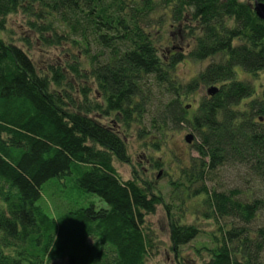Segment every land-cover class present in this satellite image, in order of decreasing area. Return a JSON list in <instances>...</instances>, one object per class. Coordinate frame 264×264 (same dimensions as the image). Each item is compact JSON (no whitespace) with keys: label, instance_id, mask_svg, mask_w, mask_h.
Instances as JSON below:
<instances>
[{"label":"trees","instance_id":"16d2710c","mask_svg":"<svg viewBox=\"0 0 264 264\" xmlns=\"http://www.w3.org/2000/svg\"><path fill=\"white\" fill-rule=\"evenodd\" d=\"M258 3L0 0V264H163L159 206L175 264H264ZM33 43L53 52L45 66ZM188 59L204 67L184 81ZM184 129L197 155L173 157V175L155 153Z\"/></svg>","mask_w":264,"mask_h":264},{"label":"rangeland","instance_id":"374dc122","mask_svg":"<svg viewBox=\"0 0 264 264\" xmlns=\"http://www.w3.org/2000/svg\"><path fill=\"white\" fill-rule=\"evenodd\" d=\"M21 18L20 17H11V21L9 23L10 29L13 32H16V35L19 34H28L27 30L23 27H20L17 22H20ZM35 40V39H34ZM49 50V49H48ZM33 58L35 60V62L37 63V65L40 66H45V64L50 60V56L53 54L52 51H50L49 53H46L45 51H43L39 45H36L35 43H33V45L31 46L30 49ZM204 67V63L202 62H194L190 59L183 61L182 63H180L177 66V73L179 74V77L182 78V80L184 81H188L191 78H194L195 75H197V73ZM240 77L245 78V77H251L249 75H246L243 71H240ZM256 82H260V81H264V71L261 72V74L259 75V77L255 80ZM207 92V88L203 87L202 89H200L199 93H197L196 95H193L192 97H190V99L187 100L188 103H192L194 105H197V103L199 102L201 96H203L204 94H206ZM191 133L189 129H184L181 130L180 132H175L173 135H171L169 137L168 140V145L165 147V151H161V152H154L156 156H164L165 157V161L167 162V166L166 169L168 170L169 173L173 174L175 173V169H176V164L175 162L170 163V160L176 157L181 158V160H183L184 162H188V159L191 158V156H195L197 155L196 151L193 149L192 144L189 143L185 136L187 134ZM129 148H130V152L131 154L134 155V162L135 163H145L147 161H145V157L144 154H150L148 153V151L143 148L142 146H140L139 141L138 140H133L129 143ZM170 150L172 153H167ZM166 152V153H165ZM153 153V152H152ZM142 159H144V162L141 161ZM120 174L122 175V177H124L125 179L131 178L133 175V167L129 164H123V163H117L116 164ZM139 166H137L136 168H138ZM139 169H141V167H139ZM159 172V171H158ZM167 181L168 178H161L159 185L160 187L164 190V194L166 196V200L169 202V192H170V188L167 186ZM53 197V199H55L54 195H51ZM47 200V205L49 207H52L51 209L55 208L56 202H54L52 200L51 197H46ZM62 200H58L57 204H61ZM99 206L103 205L101 202H99ZM50 212L52 213V215L56 216L59 215L63 212L62 209H59L56 211V209L51 210ZM189 215H191V212H188ZM192 219V217H191ZM190 219V220H191ZM150 221L151 223H153L155 229L158 232V235L160 237L161 240H163L164 245L161 249V252L159 253L158 257H157V262H161L163 264H175V258L173 253H171L167 248L169 245V228H168V219L166 216V212L163 210L162 206L158 207V210L156 212V214L152 215L150 217ZM201 240L206 241V238H202ZM194 243H192L193 245ZM191 248V247H190ZM189 248L188 251H191V249Z\"/></svg>","mask_w":264,"mask_h":264},{"label":"water","instance_id":"95a60500","mask_svg":"<svg viewBox=\"0 0 264 264\" xmlns=\"http://www.w3.org/2000/svg\"><path fill=\"white\" fill-rule=\"evenodd\" d=\"M256 10H257V13H258V15L260 16V18L264 19V5L258 3V4L256 5ZM210 92L213 93L214 90H210ZM193 138H194V136L191 135V134L186 136V140H187L189 143H191V142L193 141Z\"/></svg>","mask_w":264,"mask_h":264}]
</instances>
